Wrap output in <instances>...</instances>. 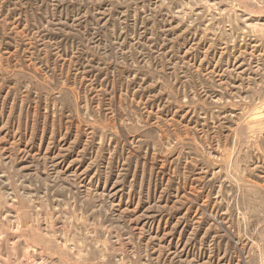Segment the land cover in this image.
<instances>
[{"label":"rangeland","instance_id":"1","mask_svg":"<svg viewBox=\"0 0 264 264\" xmlns=\"http://www.w3.org/2000/svg\"><path fill=\"white\" fill-rule=\"evenodd\" d=\"M0 264H264V0H0Z\"/></svg>","mask_w":264,"mask_h":264}]
</instances>
